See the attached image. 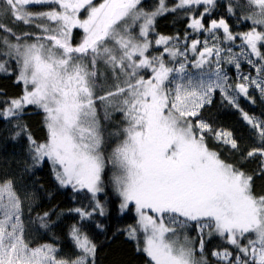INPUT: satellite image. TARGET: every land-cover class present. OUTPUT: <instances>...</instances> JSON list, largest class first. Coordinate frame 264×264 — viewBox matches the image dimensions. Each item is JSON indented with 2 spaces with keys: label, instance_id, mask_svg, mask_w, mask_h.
<instances>
[{
  "label": "snow or ice",
  "instance_id": "obj_1",
  "mask_svg": "<svg viewBox=\"0 0 264 264\" xmlns=\"http://www.w3.org/2000/svg\"><path fill=\"white\" fill-rule=\"evenodd\" d=\"M42 4L57 7L28 11V6ZM141 4L142 0H0V56L5 57L0 73L15 71V83L23 86L18 97L0 99V119L16 120L10 139L27 142V159L14 162L29 176L49 163L60 187L90 193L91 210H68L88 220L106 214L96 199L104 191L101 149L108 138L122 136L108 160L119 169L112 181L121 198L119 211L134 205L137 225L125 231L136 241L145 264H213L210 257L215 264H264V190L255 187L257 178L264 180V120L250 116L237 100L239 94L253 99L250 86L264 98V0H177L171 7L167 0H158L152 11ZM194 6L203 11L190 16L188 27L211 34L214 43L192 39L189 45L185 33L181 50L178 35H159L154 43L163 51L149 55L148 37L156 17L178 9L194 12ZM217 8H224L229 17L251 21L250 30L234 34L228 19L211 18ZM7 21L34 26L39 34L18 35ZM140 21L134 35L132 29ZM73 29L83 30L75 46ZM220 30L223 41L241 39L238 55L255 68L257 77L242 75L243 82L228 83L221 67L225 49L216 34ZM189 52L194 54L191 61ZM165 54L172 62L182 58L179 67L169 66ZM226 62L239 71L236 54ZM189 63L194 69L209 68L194 78L187 72ZM174 73L182 74L179 80ZM217 91L255 130V146L242 144L232 131L217 129L204 117ZM0 97L6 94L0 91ZM29 106L44 113L43 141L22 120ZM117 113L119 121L114 120ZM113 123L115 130L108 131ZM225 150L227 156L222 155ZM248 164L255 167L249 170ZM35 200L34 191L21 193L16 179L0 175V264H96L97 244L77 224L68 232L78 250L74 257L60 255L55 242L33 244L26 238L22 217L26 202ZM27 208L33 210L31 203ZM53 214L54 210L38 213L39 228L54 227ZM193 224L196 236L190 237L187 230ZM213 237L228 247L206 251Z\"/></svg>",
  "mask_w": 264,
  "mask_h": 264
},
{
  "label": "trees",
  "instance_id": "obj_2",
  "mask_svg": "<svg viewBox=\"0 0 264 264\" xmlns=\"http://www.w3.org/2000/svg\"><path fill=\"white\" fill-rule=\"evenodd\" d=\"M96 1V0H95ZM177 0H167L169 7L173 6ZM226 2V0H224ZM158 5V0H142L141 7L146 11H152ZM56 5L42 4L28 6V11L41 12L50 11L52 8H56ZM194 12H186L184 9H178L174 13H165L162 16H158L155 19L154 31H150L149 38L155 40L159 35L165 36H179L180 40L177 42L183 50L185 43V33L188 34L187 44H191L192 39H199L201 41L208 39L209 46L214 43L209 33H197L193 32L188 27L190 23V16L198 14L203 11L202 6H194ZM58 10V9H57ZM245 13L238 12L237 15H244ZM84 15V14H83ZM224 17L228 19V22L232 28L233 33H242L249 31L251 28V21L237 20L236 16L229 17L226 14L224 8H217L211 18L219 19ZM10 27L19 35L21 32H34L39 34V29L34 26H25L22 24L13 25L10 21H7ZM39 22V21H37ZM54 26V25H53ZM205 26H208V18L205 19ZM258 30H261L258 28ZM221 36V42L219 46L228 49H239L241 47V39L237 38L235 41H223L222 30L216 33ZM83 37L82 29L72 30V43L75 46ZM13 42H15L13 40ZM31 42V38H29ZM169 46H172L170 43ZM200 47V46H198ZM163 51V46H155L149 49V55H158ZM264 51V49H262ZM194 58V54L189 52L188 59L191 61ZM5 57L0 56V60ZM166 62H169V66L175 67L177 62H181L182 58H177V61H169V57L165 54ZM12 69H16L14 60H10ZM244 67V66H243ZM231 70L229 67H227ZM191 70V63L188 68ZM146 74V73H142ZM243 74L251 77H257L255 69L244 71ZM250 74V75H249ZM16 73L12 75H6L0 73V91L6 94V97H0L4 99L7 97H18L22 94V84L15 83ZM249 96L253 99L250 100L243 96H237L240 108L245 112H248L250 116H254L257 119L264 120V98L261 97L260 92H255L252 89L249 90ZM253 100L255 101L253 103ZM204 117L209 120L210 123L217 129H225L233 132V135L238 140L247 145L248 147L255 146L256 132L242 119V116L238 109L229 105L226 101H222L221 94L217 91L213 96V103L206 106L204 109ZM120 118L117 113L114 119ZM24 123H26L38 141H43L46 137V129L44 127V113L42 110L37 109L35 106H29L22 117ZM16 120L5 121L0 119V175L11 176L17 181L18 189L23 191H34L36 193V200L32 202H26L24 209L23 220L26 222L25 235L26 238L31 240L33 244L40 243H57V246L61 249L60 255L74 257L78 250L74 248L72 241L68 237L69 228L73 224L82 226L83 231L86 232L89 237L97 244V257L96 264H145V256L142 253L136 251V241L128 238L126 229L131 226L137 225V215L135 213L134 205H130L129 209L124 212L119 211V203L121 198L115 191L113 184L115 166L108 161L107 154L108 149L116 146L121 140L116 137L107 139V142L102 147V151L105 154V169L102 173V187L103 192L97 194L101 204L105 206L106 214L100 216L98 213L94 214L92 218L88 220H80L79 216L75 212H69V209L83 207L87 210H91L94 206L91 194L86 190L74 191L71 186L60 187L53 179L51 174L49 163L43 164L34 170V175L29 176L22 171V164L15 163L14 161H22L27 159L25 140L13 141L10 136L13 132ZM115 124L107 125L108 131L115 130ZM210 146L216 147L213 141H209ZM222 155L227 156L228 153L225 150ZM246 167L251 170L255 167L254 164H248ZM42 186V187H41ZM255 187L257 191L264 190V180L257 178L255 181ZM31 203L32 211L29 212L27 204ZM54 210L55 214L51 216V220L56 221V225L49 230L39 228V222L36 220L37 214H42L44 211ZM63 213L62 215H59ZM59 215V218H58ZM102 225V228H97L96 225ZM187 234L190 237L196 236L195 225L187 230ZM142 239V237H141ZM228 247L224 244L219 237H213L206 245V251L210 252L213 248ZM213 264H215V258H211Z\"/></svg>",
  "mask_w": 264,
  "mask_h": 264
},
{
  "label": "rangeland",
  "instance_id": "obj_3",
  "mask_svg": "<svg viewBox=\"0 0 264 264\" xmlns=\"http://www.w3.org/2000/svg\"><path fill=\"white\" fill-rule=\"evenodd\" d=\"M94 2H99V0H94ZM84 15H86V13H84ZM143 21H140V22H138L135 26H134V28L132 29V32H133V34L134 35H137L138 33H139V24L140 23H142ZM148 39L150 40V41H152V44H154L155 45V43H154V41L155 40H151L149 37H148ZM156 46V45H155ZM232 49V52L231 53H229L228 51H227V49H225V51L224 52H222L221 53V57H222V60H221V67L223 68V70H224V73L228 76V83L229 84H232V85H235V84H237V83H241V82H243V81H241V79H240V76H242V75H246V74H243V72L244 71H247V70H252V69H255L254 67H252L251 65H249L248 63H247V61H246V59H244L243 57H240L238 54L240 53V50H241V47H239V49L237 48L236 50L235 49H233V48H231ZM245 51H248L246 48H245ZM233 54H236L237 55V59H239V61H240V65H241V67H240V69H239V71L236 69V67H235V65L234 64H229V63H227L226 62V58L228 57V56H230V55H233ZM252 59L255 61V60H258V58H256L255 56H252ZM244 66V67H243ZM175 67H179V63L177 62V64H176V66ZM211 67L214 69L215 68V64H213V65H211ZM227 67H229L231 70H229ZM208 68H209V66L208 65H206L205 66V68L203 69V70H198V69H194V68H192L191 67V70H189V69H187V72L188 73H190L194 78L196 77V75L200 72V71H207L208 70ZM150 71V70H149ZM146 75V74H145ZM175 77H176V79L177 80H179V78H180V76L182 75V74H173ZM250 75V74H249ZM250 76H252V74L250 75ZM255 77H256V74H255ZM253 90V91H255V92H258L259 91V89H256L255 88V86H250L249 87V90ZM229 93L230 94H233V95H235V93H233V91H232V89H229ZM238 96H243V94H239ZM243 97H245V96H243ZM247 98V97H246ZM115 121H119L120 120V118H116V119H114ZM114 124V123H113ZM121 138V140L123 139V137L121 136V137H119V138H116L117 140L118 139H120ZM120 142V141H119ZM118 142V143H119ZM117 143V144H118ZM116 146H113V148H115ZM113 148H109L108 149V154H107V158L111 155V152H112V149ZM109 161V160H108ZM115 167V170H114V176H116V175H118L119 174V169H118V167L116 166V165H114ZM151 214V213H150ZM23 219V218H22ZM24 223H25V226H26V222L24 221ZM142 237V236H141Z\"/></svg>",
  "mask_w": 264,
  "mask_h": 264
}]
</instances>
